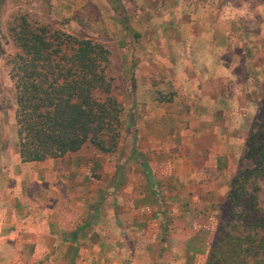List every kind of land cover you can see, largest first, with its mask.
I'll use <instances>...</instances> for the list:
<instances>
[{"label": "rangeland", "instance_id": "rangeland-1", "mask_svg": "<svg viewBox=\"0 0 264 264\" xmlns=\"http://www.w3.org/2000/svg\"><path fill=\"white\" fill-rule=\"evenodd\" d=\"M165 8L170 11L168 16L175 10L184 15L186 24L195 27L201 17L205 22L208 20L207 26L212 25L213 18L227 22L229 36L239 48L238 62L229 71L233 68L239 72V79L248 84V101L255 111L264 90V0H3L0 7V122L4 123L6 135L12 133L17 138L14 89L9 78V58L17 51L9 27L16 16L25 14L50 29L102 42L109 50L105 72L111 78L110 94L121 107L116 144L112 150L102 151L87 141L68 154L67 166L76 163L77 167L74 171L67 170L66 182L72 197L69 201L78 211L83 208L85 221L95 219L104 224L110 202L117 203L116 216L121 219L124 212L118 203L141 197L152 201L156 197L151 193L153 190L160 195L153 201V213L158 211L159 222L154 221L150 227L152 235L158 237L156 240L162 236L163 248L158 247L160 242L156 244L155 238L143 239V235L138 237L129 229L123 235H129L132 241L128 252L135 253L126 264L131 263L134 254L135 262L143 263L144 257H137L141 249L148 251L145 264H202L222 217V203L234 174L225 176L224 184L220 180L227 192L219 195L203 192L205 187H211V180L223 176L203 172L204 141L199 138L197 146L189 144L194 139L189 138L191 130L180 128L182 122L175 117L169 97L162 88L156 89L157 66L146 54L150 52L148 42L157 39V27L165 24L162 16H158ZM141 26L147 27L145 34ZM154 56L153 53V59ZM240 124L245 122L241 120ZM247 129H241L239 134L241 145ZM240 149L239 145L235 169L249 164ZM163 163H169L177 175L160 173L156 164ZM158 174L161 177H156ZM172 184L179 188L178 193L167 194L161 188ZM187 184L194 193L187 190ZM260 185L258 202L264 211V181ZM173 197L178 201H173ZM166 199L170 202L165 203ZM147 201L146 198L141 203ZM157 251L161 252L159 261L153 258Z\"/></svg>", "mask_w": 264, "mask_h": 264}, {"label": "crops", "instance_id": "crops-1", "mask_svg": "<svg viewBox=\"0 0 264 264\" xmlns=\"http://www.w3.org/2000/svg\"><path fill=\"white\" fill-rule=\"evenodd\" d=\"M171 11V16L166 8L159 13L165 24L157 27L154 43L147 41L150 52L146 55H150L157 66L156 89L162 88L169 97L175 117L182 122L180 128L191 130L189 138L194 139L189 144L197 146L199 138L204 141L203 172L223 176L211 180V187H205L203 192L219 195L227 192L220 180L223 179L224 184V177L234 172L241 146L239 134H242L241 129L249 127L255 107L248 101V84L239 79V72L233 68L229 71L238 62L239 48L229 36L227 22L213 18L212 25L207 26L208 20L205 22L201 17L195 27L186 24L184 15ZM146 30V26H141V32L145 34ZM149 77L152 81L151 75ZM241 120L245 124L241 125ZM71 153L21 161L17 138L12 133L6 135L4 123L0 122V264H78V261L81 264H126L135 252H128L132 241L123 233L131 229L132 234L143 235V239H158L152 235L154 231L150 227L154 221L159 222L158 211L153 213V201L160 197L155 190L151 193L158 198L150 201L146 197L147 204L141 203L144 197L118 203L124 212L123 219L116 216L117 203L112 201L105 214L106 225L95 219L85 221L83 208L78 211L69 201L72 197L68 193L67 170L74 171L77 167L76 163L67 166L65 159ZM168 164H156L158 171L167 176L177 175ZM187 186V190L194 193L192 186ZM161 188H165L167 194L179 190L173 184ZM172 200L178 201L176 197ZM169 202L166 199L165 203ZM161 237L155 242H160L158 247L163 248ZM147 253L146 249H141L137 255L144 257V264ZM159 253L153 256L158 261ZM131 257L132 264H143L135 262V254Z\"/></svg>", "mask_w": 264, "mask_h": 264}, {"label": "trees", "instance_id": "trees-1", "mask_svg": "<svg viewBox=\"0 0 264 264\" xmlns=\"http://www.w3.org/2000/svg\"><path fill=\"white\" fill-rule=\"evenodd\" d=\"M9 34L17 49L9 58V78L20 160L61 156L87 141L112 150L121 107L105 72L108 48L25 14L15 17ZM240 154L249 164L233 172L202 264H264V211L258 202L264 181V90Z\"/></svg>", "mask_w": 264, "mask_h": 264}]
</instances>
